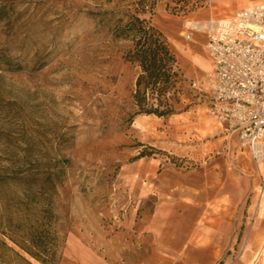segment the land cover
Listing matches in <instances>:
<instances>
[{
    "label": "rangeland",
    "instance_id": "obj_1",
    "mask_svg": "<svg viewBox=\"0 0 264 264\" xmlns=\"http://www.w3.org/2000/svg\"><path fill=\"white\" fill-rule=\"evenodd\" d=\"M136 1L0 0V264H42L15 242L41 235L58 237L60 264H186L159 258L150 226L164 189L206 170L245 207L213 264H264V159L211 113L204 30L262 0H208L188 14L160 0L145 15L193 73L170 117L136 113L133 41L115 32Z\"/></svg>",
    "mask_w": 264,
    "mask_h": 264
},
{
    "label": "built area",
    "instance_id": "obj_2",
    "mask_svg": "<svg viewBox=\"0 0 264 264\" xmlns=\"http://www.w3.org/2000/svg\"><path fill=\"white\" fill-rule=\"evenodd\" d=\"M204 30L211 59V113L259 163L264 159V0ZM186 37L192 39L193 32Z\"/></svg>",
    "mask_w": 264,
    "mask_h": 264
},
{
    "label": "trees",
    "instance_id": "obj_3",
    "mask_svg": "<svg viewBox=\"0 0 264 264\" xmlns=\"http://www.w3.org/2000/svg\"><path fill=\"white\" fill-rule=\"evenodd\" d=\"M159 1L137 0L134 9L126 13L127 21L124 22L123 18L118 20L115 32L118 37L133 41V47L127 51L125 57L138 67L132 94L136 113L170 117L181 111L179 106L188 79L167 34L153 25L151 19L145 17L147 13H155ZM163 1H166L167 8L175 13L188 14L208 0ZM37 239L39 240H31V246L15 242L42 264H60L58 237L44 241L41 235Z\"/></svg>",
    "mask_w": 264,
    "mask_h": 264
},
{
    "label": "crops",
    "instance_id": "obj_4",
    "mask_svg": "<svg viewBox=\"0 0 264 264\" xmlns=\"http://www.w3.org/2000/svg\"><path fill=\"white\" fill-rule=\"evenodd\" d=\"M182 68L189 77L187 69ZM190 175L194 182L183 184L180 194L175 183L164 189V199L150 228L161 237L160 259L213 264L214 245L233 241L235 231L239 232L244 223L245 207L241 210L239 202H232L225 181L215 190L212 171Z\"/></svg>",
    "mask_w": 264,
    "mask_h": 264
},
{
    "label": "bare ground",
    "instance_id": "obj_5",
    "mask_svg": "<svg viewBox=\"0 0 264 264\" xmlns=\"http://www.w3.org/2000/svg\"><path fill=\"white\" fill-rule=\"evenodd\" d=\"M196 24H198V25H199V22H197Z\"/></svg>",
    "mask_w": 264,
    "mask_h": 264
}]
</instances>
